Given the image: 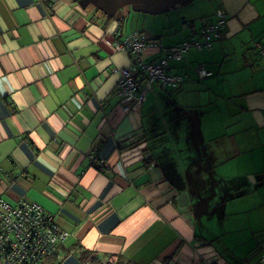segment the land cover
Returning a JSON list of instances; mask_svg holds the SVG:
<instances>
[{
  "label": "crops",
  "instance_id": "1",
  "mask_svg": "<svg viewBox=\"0 0 264 264\" xmlns=\"http://www.w3.org/2000/svg\"><path fill=\"white\" fill-rule=\"evenodd\" d=\"M217 10L213 48L168 62L183 84L124 114L116 68L132 58L115 44L142 33L157 46L141 59L156 61ZM215 190L229 199L215 205ZM260 196L264 0H0V197L54 216L58 264H90L84 251L98 264H257ZM250 197L253 221L233 219Z\"/></svg>",
  "mask_w": 264,
  "mask_h": 264
},
{
  "label": "built area",
  "instance_id": "2",
  "mask_svg": "<svg viewBox=\"0 0 264 264\" xmlns=\"http://www.w3.org/2000/svg\"><path fill=\"white\" fill-rule=\"evenodd\" d=\"M226 16L221 10L215 21L202 28L194 37L171 47H160L164 56L156 61H142L146 49L157 46L144 34L131 32L114 49L132 58L129 67L116 68L118 75L116 95L124 114L140 107L153 86L178 88L184 82L182 75L169 74V61H180L191 50L207 51L226 28ZM199 79L213 74L204 66L197 67ZM65 235L57 226L54 216L36 203L18 200L11 204L0 197V264H41L44 260L58 259V249ZM257 264H264V253Z\"/></svg>",
  "mask_w": 264,
  "mask_h": 264
},
{
  "label": "rangeland",
  "instance_id": "3",
  "mask_svg": "<svg viewBox=\"0 0 264 264\" xmlns=\"http://www.w3.org/2000/svg\"><path fill=\"white\" fill-rule=\"evenodd\" d=\"M230 173H231V171H230ZM248 181L253 183L252 179L250 177H248ZM230 183H233V180H231ZM222 197L223 196H221L219 194V192L215 190V191H213L212 196L210 198L214 200V204L216 205V204H223V199H229V198H222ZM261 197L262 196H260V199L264 200V197H262V198ZM242 200H243L244 204L241 207L240 206V201L242 202ZM200 201L202 202V199ZM250 202H251V197L250 198H244V199L243 198H238V201L236 203L237 204V209H235V211H236V213H239V214L233 215V219L240 215V219L242 221L243 220H245L246 222H248L249 220L253 221V210H251V209H253L255 206L251 207L252 204H249ZM243 209H244L245 213L244 212H240ZM229 210H231L230 207H229ZM260 214L264 215V213H262V212H260ZM41 264H58V263L56 261V258H52L51 260L50 259L49 260H44Z\"/></svg>",
  "mask_w": 264,
  "mask_h": 264
},
{
  "label": "trees",
  "instance_id": "4",
  "mask_svg": "<svg viewBox=\"0 0 264 264\" xmlns=\"http://www.w3.org/2000/svg\"><path fill=\"white\" fill-rule=\"evenodd\" d=\"M98 169H101L98 167ZM263 254V253H262ZM261 254V255H262ZM91 253L87 252V251H84L82 253H80L78 255V259L82 262V263H86V262H89L90 264H98L99 263V259L97 260L95 257H91ZM260 255V256H261ZM49 260V259H47ZM51 260V259H50ZM101 264V263H100ZM115 264H134L133 262H130L128 260H125L121 257H118L117 258V261Z\"/></svg>",
  "mask_w": 264,
  "mask_h": 264
}]
</instances>
